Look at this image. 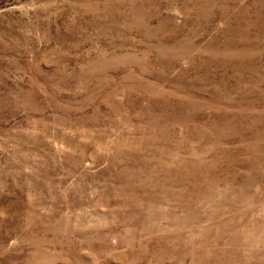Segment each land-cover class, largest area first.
<instances>
[{"label":"rangeland","instance_id":"rangeland-1","mask_svg":"<svg viewBox=\"0 0 264 264\" xmlns=\"http://www.w3.org/2000/svg\"><path fill=\"white\" fill-rule=\"evenodd\" d=\"M0 264H264V0H0Z\"/></svg>","mask_w":264,"mask_h":264}]
</instances>
